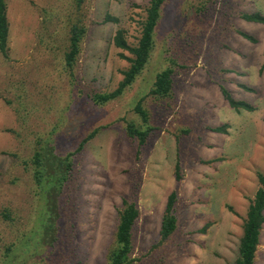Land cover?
Here are the masks:
<instances>
[{
	"label": "rangeland",
	"instance_id": "obj_1",
	"mask_svg": "<svg viewBox=\"0 0 264 264\" xmlns=\"http://www.w3.org/2000/svg\"><path fill=\"white\" fill-rule=\"evenodd\" d=\"M6 3L0 264H109L125 200L139 208L134 264H237L258 174H264V23L241 14L264 15V0H166L150 61L121 96L104 104L92 95L115 90L133 57L115 45L114 35L123 28L135 45L149 0H85L80 10L76 0ZM107 14L119 21L105 20ZM76 16L87 32L69 70L64 54ZM167 67L172 93L156 97L151 88ZM222 85L255 109H234ZM139 101L153 127L142 147L126 129L131 121L142 125ZM222 125L225 132L212 129ZM37 149L46 155L41 181L34 177ZM173 190L177 229L163 240ZM254 264H264V225Z\"/></svg>",
	"mask_w": 264,
	"mask_h": 264
},
{
	"label": "trees",
	"instance_id": "obj_2",
	"mask_svg": "<svg viewBox=\"0 0 264 264\" xmlns=\"http://www.w3.org/2000/svg\"><path fill=\"white\" fill-rule=\"evenodd\" d=\"M85 0H76V7L78 10L83 8ZM166 0H149L146 13L141 20L140 37L135 45H132L126 36V30L118 28L114 35V43L121 49L129 50L133 57H129L131 61L130 67L124 71V78L120 82L119 86L111 91L104 93H95L92 95L93 100L97 104H104L112 99L121 96L125 90L133 84L137 77L143 72L146 65L151 59V53L155 46V34L159 21L162 16V8ZM76 8V9H77ZM76 11V10H75ZM242 17L248 21H254L264 23V15L261 13H242ZM105 20L119 21L118 17L112 14H107ZM87 32V28L84 25L80 16L71 18L68 31V46L64 54V63L66 68L72 70L79 58L82 49V40ZM241 33L252 41H256L255 38L246 33ZM9 36H10V24L7 13L6 0H0V51L3 55H8L9 50ZM264 66V64H263ZM250 89V88H248ZM173 90V69L167 67L156 76V80L151 88L150 93L156 97L169 96ZM221 91L224 97L228 100L230 105L236 109L254 110L255 106L251 103L236 100L229 90L221 86ZM136 113L142 119V125H138L131 121L128 123L126 129L130 136L136 138L139 142V146L142 147L148 141L149 134L153 127L150 125V116L147 109L143 106L142 101H139L135 106ZM218 132H225V126H217L212 128ZM92 132L87 138H85L81 144L80 149L84 146L86 141L95 135ZM79 149V150H80ZM45 154L41 149H37L33 155V162L35 164L34 177L37 181H41L43 172V165ZM55 160L62 162L60 157L55 156ZM67 161L72 162L68 156ZM66 162V161H64ZM70 164V163H69ZM69 164L66 162L65 169H69ZM179 164H177V179L181 178L179 174ZM65 170L63 179L59 178V185H62L63 180L66 179L68 171ZM70 170V169H69ZM259 180L261 186L255 193V196L247 211V217L244 223V231L240 240L239 257L237 264H254L257 247L260 243L261 230L264 225V174L259 173ZM179 199L178 191L173 190L167 200L165 212L161 223V237L163 240L168 239L177 229L178 216L176 203ZM139 216V208L134 202L124 201V207L119 214V222L115 233V243L108 253L109 264H134L133 252V228L137 217ZM205 228H202L203 231Z\"/></svg>",
	"mask_w": 264,
	"mask_h": 264
}]
</instances>
